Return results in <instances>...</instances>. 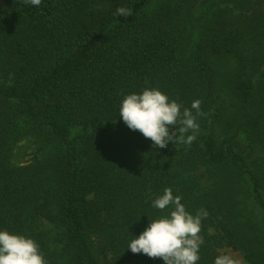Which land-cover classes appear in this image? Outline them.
Wrapping results in <instances>:
<instances>
[{"label": "trees", "instance_id": "16d2710c", "mask_svg": "<svg viewBox=\"0 0 264 264\" xmlns=\"http://www.w3.org/2000/svg\"><path fill=\"white\" fill-rule=\"evenodd\" d=\"M3 1L0 231L46 264H165L128 246L170 188L208 213L196 264L224 246L264 264V0ZM151 88L181 113L201 101L191 144L125 124L122 100Z\"/></svg>", "mask_w": 264, "mask_h": 264}, {"label": "clouds", "instance_id": "9594fccd", "mask_svg": "<svg viewBox=\"0 0 264 264\" xmlns=\"http://www.w3.org/2000/svg\"><path fill=\"white\" fill-rule=\"evenodd\" d=\"M25 2L39 6L41 0ZM131 13L130 8L118 7L115 14L128 16ZM200 105V100L193 101L191 109L195 110V115L188 108L181 113V104L170 101L159 89L151 88L140 94L127 95L121 103L120 117L129 129L150 139L154 147L164 148L169 143L180 142L191 144L195 135L185 137V133L198 130L196 119L204 115ZM177 124L180 127L170 134L169 129ZM169 205H174V210L150 221L146 229L130 242L128 249L134 254L162 258L165 264H196L203 244L201 222L208 213L200 209L195 216L192 215L181 203V197L173 196L172 190L165 188L163 194L153 201V207L164 210ZM0 264H46V260L32 238L3 230L0 231ZM214 264H238V261L229 254H222L215 258Z\"/></svg>", "mask_w": 264, "mask_h": 264}, {"label": "rangeland", "instance_id": "374dc122", "mask_svg": "<svg viewBox=\"0 0 264 264\" xmlns=\"http://www.w3.org/2000/svg\"><path fill=\"white\" fill-rule=\"evenodd\" d=\"M0 7L4 10H7V6L3 0H0ZM21 145H23V143ZM19 149H20V147H19ZM29 150L30 149L28 148L25 151L28 152ZM22 151H23V149H22ZM24 158H27V156H25ZM220 252L223 254L231 255L235 260L238 261V264H250L243 258V255L240 251H234L231 248L224 246V247L220 248Z\"/></svg>", "mask_w": 264, "mask_h": 264}]
</instances>
